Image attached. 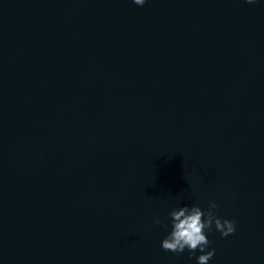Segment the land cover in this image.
<instances>
[{
    "label": "water",
    "instance_id": "obj_1",
    "mask_svg": "<svg viewBox=\"0 0 264 264\" xmlns=\"http://www.w3.org/2000/svg\"><path fill=\"white\" fill-rule=\"evenodd\" d=\"M209 201L264 264V0H0V264H197Z\"/></svg>",
    "mask_w": 264,
    "mask_h": 264
},
{
    "label": "clouds",
    "instance_id": "obj_2",
    "mask_svg": "<svg viewBox=\"0 0 264 264\" xmlns=\"http://www.w3.org/2000/svg\"><path fill=\"white\" fill-rule=\"evenodd\" d=\"M132 2L143 6L146 0H132ZM246 2L253 3L254 0H246ZM218 210V205L214 201H209L208 207L203 210L198 205L173 208L168 213L171 231L161 241L162 249L176 254H181L187 249L189 258L199 250L203 254L196 257L197 264H208L215 255V249L205 251L210 243L205 230L211 231L214 225L223 237L236 231V221L217 216ZM154 223L161 224V221L157 218Z\"/></svg>",
    "mask_w": 264,
    "mask_h": 264
}]
</instances>
